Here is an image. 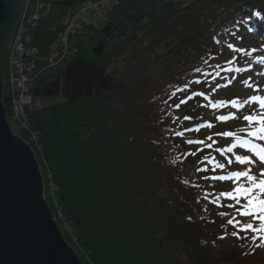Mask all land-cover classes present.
Segmentation results:
<instances>
[{
  "label": "trees",
  "instance_id": "obj_1",
  "mask_svg": "<svg viewBox=\"0 0 264 264\" xmlns=\"http://www.w3.org/2000/svg\"><path fill=\"white\" fill-rule=\"evenodd\" d=\"M87 1L103 0H50L26 36L39 74L22 137L57 223L83 264H216L222 222L197 182L223 139L197 137L215 104L199 85L264 52V0H105L48 67Z\"/></svg>",
  "mask_w": 264,
  "mask_h": 264
},
{
  "label": "rangeland",
  "instance_id": "obj_2",
  "mask_svg": "<svg viewBox=\"0 0 264 264\" xmlns=\"http://www.w3.org/2000/svg\"><path fill=\"white\" fill-rule=\"evenodd\" d=\"M97 12H99L102 17L100 6H98L83 17V23L94 22L97 19ZM252 44L255 45L256 43ZM6 66L5 62L4 76H6L7 72ZM218 79L216 82H211L210 84L201 83L199 85V87L203 89L209 88V93L215 99L213 101V103H215L214 105H220V107L209 109L211 120L197 127V129H200L199 132L201 133L196 136L199 138L202 136V132L207 133L209 134L208 138H212L214 143L216 141L213 136L216 134L219 135L218 133H235L236 136L220 135L223 140L220 141L219 147L217 146L218 148H216L211 155L206 157L208 163L213 165L214 171H210L209 176L205 174H200L198 176L197 184L200 186L201 193L204 196V207L209 209V212L222 222V227L219 228L218 232L222 233L212 242L211 251L216 264H264V247L257 248L256 245L252 243L254 233L240 231L241 228L246 227L248 224H252L254 228L259 227L257 217L239 215L240 211L245 210L243 205L246 204V201L243 195H241L239 202L225 199L226 194L231 193L235 195V190L237 188L241 186L247 187L249 182L245 178H234L231 180L211 179V177L228 176L232 173L244 172L248 170L249 167L251 168L250 174L260 179L261 177H259L258 174L264 171V165L260 164L256 155L247 151L246 146L238 145L231 152L223 151L231 147L237 139L255 144L258 148H264V140H256L245 134L246 130L250 128L254 129L258 125H249L243 120L244 116L252 115L254 112H257L259 110V105H244L239 111L230 106L231 102L234 100L243 103L245 100L254 96L264 97V52L256 51L255 53L244 56L240 65H235L227 69ZM247 85H251V87H247ZM229 101L230 104H227ZM43 103V99H36L34 105L40 106ZM226 116H235L236 119L223 121L218 119V117ZM8 120L13 132L17 136L23 138L21 122L17 120L14 121L10 118ZM203 125H212V127H202ZM193 135L195 137V133H193ZM25 141L34 151L33 145L27 140ZM237 156L252 159L253 165L249 166L236 163L235 158ZM201 165L202 170H204L205 173L208 172V165L206 163H201ZM220 165L223 167H220ZM185 173L189 172L186 171ZM260 198L264 199V196ZM229 220L232 221L231 224L228 223ZM234 233L235 236L246 237V239L237 240ZM219 237H224V239H219ZM69 239H72L70 235ZM256 243L259 244L260 241L257 240Z\"/></svg>",
  "mask_w": 264,
  "mask_h": 264
},
{
  "label": "water",
  "instance_id": "obj_3",
  "mask_svg": "<svg viewBox=\"0 0 264 264\" xmlns=\"http://www.w3.org/2000/svg\"><path fill=\"white\" fill-rule=\"evenodd\" d=\"M27 0H0V264H83L45 198L32 147L8 121L4 65Z\"/></svg>",
  "mask_w": 264,
  "mask_h": 264
},
{
  "label": "built area",
  "instance_id": "obj_4",
  "mask_svg": "<svg viewBox=\"0 0 264 264\" xmlns=\"http://www.w3.org/2000/svg\"><path fill=\"white\" fill-rule=\"evenodd\" d=\"M50 0H27L26 11L20 24L14 32L11 46L7 55V72L4 77L3 97L5 95L9 104L8 119L20 121L23 131H30L28 115L30 114L33 98L30 83L39 74L38 59L39 49L26 42L29 29L37 26L42 14L46 11ZM100 2L87 1L80 6L74 16L66 23L58 34L59 47L47 61L48 67H55L65 56L70 53V38L82 28V19L98 6ZM32 139L37 141L35 133Z\"/></svg>",
  "mask_w": 264,
  "mask_h": 264
},
{
  "label": "snow or ice",
  "instance_id": "obj_5",
  "mask_svg": "<svg viewBox=\"0 0 264 264\" xmlns=\"http://www.w3.org/2000/svg\"><path fill=\"white\" fill-rule=\"evenodd\" d=\"M247 87H251V85H247ZM258 104L259 110L254 112L252 115H247L243 117V120L246 121L249 125H258L254 129L249 130H241L245 131V134L248 137H253L256 140H264V97L254 96L245 100L243 103L239 101H232L231 107L235 108L239 111L244 105H252ZM213 107H220V105H213ZM219 120H229V119H236L235 116H226V117H218ZM202 127H212V125H203ZM198 130V129H197ZM180 135V133H177ZM224 136H233L235 137V133H223ZM190 144H199L201 141H187ZM246 146L247 151L252 152L256 155L257 159L259 160L260 164L264 165V148H258L255 144H252L247 141L237 139L235 143L231 145V147L224 149V152H231L237 146ZM192 155V154H189ZM235 162L242 165H253V160L247 157H240L237 156L235 158ZM220 167H223L220 165ZM203 171V170H201ZM251 168L249 167L248 170L240 173H232L228 176H218V177H211V179L216 180H231V179H239L245 178L249 183L247 187H239L235 190V195L229 193L225 195L226 200H236L239 202L241 195L245 198L246 204L243 205L244 211H240V216H255L257 217V222L259 227L254 228L252 224H248L246 227L240 229L241 232H252L254 233L252 243L256 245L257 248L264 247V199H261V196H264V171L260 172L258 175L261 177L257 179L256 176L250 174ZM231 206V205H229ZM229 224L232 223L231 220L228 221ZM258 234V235H256ZM235 236V233H234ZM237 240L246 239V237L235 236ZM219 239H224V237H219ZM259 240L260 243L257 244L256 241Z\"/></svg>",
  "mask_w": 264,
  "mask_h": 264
}]
</instances>
